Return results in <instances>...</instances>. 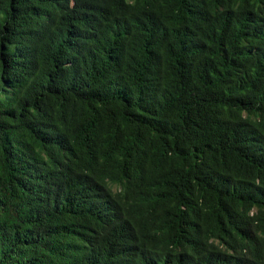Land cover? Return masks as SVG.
<instances>
[{
  "label": "trees",
  "instance_id": "1",
  "mask_svg": "<svg viewBox=\"0 0 264 264\" xmlns=\"http://www.w3.org/2000/svg\"><path fill=\"white\" fill-rule=\"evenodd\" d=\"M0 264H264V0H0Z\"/></svg>",
  "mask_w": 264,
  "mask_h": 264
}]
</instances>
